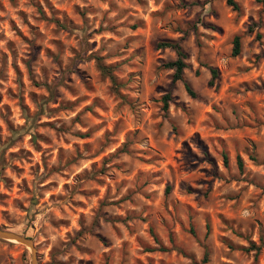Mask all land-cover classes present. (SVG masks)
Instances as JSON below:
<instances>
[{"label": "rangeland", "instance_id": "rangeland-1", "mask_svg": "<svg viewBox=\"0 0 264 264\" xmlns=\"http://www.w3.org/2000/svg\"><path fill=\"white\" fill-rule=\"evenodd\" d=\"M235 1L0 0V228L36 264H264V0Z\"/></svg>", "mask_w": 264, "mask_h": 264}, {"label": "trees", "instance_id": "trees-1", "mask_svg": "<svg viewBox=\"0 0 264 264\" xmlns=\"http://www.w3.org/2000/svg\"><path fill=\"white\" fill-rule=\"evenodd\" d=\"M227 4L229 6H231L234 10H238L239 9V5L237 4V2L235 0H226ZM57 25L59 27H64L65 25L58 22L57 21ZM161 47H165V46H169L172 47L175 52H176V59L174 61H170L166 64L167 67L170 68H174V74H173V80H180L182 79V70L185 67V63H184V58L186 57L185 52L183 51V49L176 43H172V42H163L160 43ZM240 48H241V41H240V35H235L233 37V47H232V55L236 56L240 53ZM97 66L101 72L102 75L107 76L108 78H110L113 86L116 88L117 86L120 85V82L118 81L117 77L114 75L113 73V66L112 65H107L105 63L102 62V59L100 57H97ZM211 73H212V77L215 78L217 76V69L216 68H211ZM185 87L187 89V91L189 92V94L194 95V93L192 92V90L190 89L189 85L187 82L184 81ZM167 96L164 97V103H167ZM22 110L25 112V118L28 119L29 115L27 113V110L25 108V106L21 105ZM223 160L224 163L227 164V156L225 153H223ZM236 164H237V168L239 170L243 169V160L241 159L240 156L236 157ZM166 190H169V187H167ZM150 232H153L152 229H150ZM264 245V243H263ZM251 249L257 248L254 244H251L250 246Z\"/></svg>", "mask_w": 264, "mask_h": 264}, {"label": "water", "instance_id": "water-1", "mask_svg": "<svg viewBox=\"0 0 264 264\" xmlns=\"http://www.w3.org/2000/svg\"><path fill=\"white\" fill-rule=\"evenodd\" d=\"M0 238L8 240V241H16V242L22 243L25 246L29 247L31 250V264H36L35 248H34L32 240L29 237L24 236L22 234H19L9 229L0 228Z\"/></svg>", "mask_w": 264, "mask_h": 264}]
</instances>
